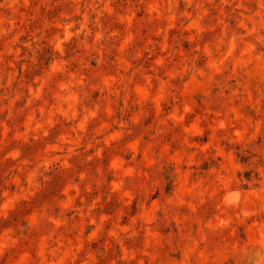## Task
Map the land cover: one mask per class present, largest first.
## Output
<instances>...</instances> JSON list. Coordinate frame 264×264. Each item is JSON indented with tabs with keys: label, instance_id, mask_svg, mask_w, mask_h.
<instances>
[{
	"label": "rangeland",
	"instance_id": "1",
	"mask_svg": "<svg viewBox=\"0 0 264 264\" xmlns=\"http://www.w3.org/2000/svg\"><path fill=\"white\" fill-rule=\"evenodd\" d=\"M0 264H264V0H0Z\"/></svg>",
	"mask_w": 264,
	"mask_h": 264
}]
</instances>
